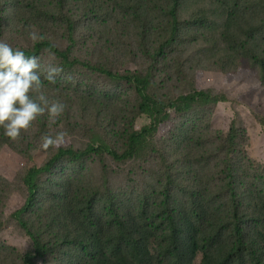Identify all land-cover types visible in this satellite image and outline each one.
<instances>
[{
    "label": "rangeland",
    "instance_id": "obj_1",
    "mask_svg": "<svg viewBox=\"0 0 264 264\" xmlns=\"http://www.w3.org/2000/svg\"><path fill=\"white\" fill-rule=\"evenodd\" d=\"M31 1L0 0V6H5L0 40L13 48L32 50L36 42L29 39V32L34 30L43 40L69 49L70 57L83 64L63 66L56 54L43 49L38 56L42 68L54 65L63 69L55 83L41 75L46 96L49 100L61 101L65 110L55 123L49 124L47 118L43 128L41 120L37 119L27 132L12 140L13 146H0V178L4 188L0 200V264H29L31 259L34 264H58L53 257H25L34 252V244L13 216L29 196L25 182L28 169L43 166L59 149L42 148V136H54L63 131L66 143L60 147L84 149L95 137L88 131L89 127L101 131L107 142L117 148L123 143L121 129L131 119L129 110L136 96L126 81H115L88 66L89 63L108 67L118 74L150 73L153 76L151 92L165 101L181 95L196 96L169 108L170 117L160 124L153 137V152L124 161L108 154L87 155L77 168L66 162L44 173V181L50 176L58 179L61 174L78 172L80 177L88 175L104 196H118L123 201L133 199L159 186L167 159L184 160L189 143L205 141L208 151L203 153L211 159L196 162L194 166L201 173L216 178V183H222L227 176V156L225 150H218L233 123L238 128L235 153L239 165L248 170L247 181L252 180L250 174L264 176L261 71L242 50L231 48L222 37L228 2L234 0H182L179 19L189 20L198 15L206 20V26H186L180 38L161 57H155L154 50L168 35L169 26L161 0H145L151 24L144 28L133 18L132 12H126L120 1L65 0V11L78 22L72 39L66 35L63 21H52ZM51 1L53 5L61 3L44 0ZM245 2H252L251 10L264 23V0L241 1ZM248 41L256 42L259 38L248 39L249 45Z\"/></svg>",
    "mask_w": 264,
    "mask_h": 264
},
{
    "label": "trees",
    "instance_id": "obj_2",
    "mask_svg": "<svg viewBox=\"0 0 264 264\" xmlns=\"http://www.w3.org/2000/svg\"><path fill=\"white\" fill-rule=\"evenodd\" d=\"M59 1L57 5L53 1L31 2L52 21H63L65 33L72 39L78 22L65 11V0ZM117 1L126 12L133 13L142 28L151 24L146 13L148 2ZM161 1L169 26L168 35L154 50L155 57L165 55L186 26H206V20L198 15L179 19L182 0ZM241 1L228 2L222 37L231 48H239L258 65L264 82V23L251 10L252 2ZM4 9L1 5L0 22ZM257 37L259 41L247 44L248 39ZM45 48L56 54L63 66L83 64L70 57L69 49H61L48 40L36 42L32 50H21L26 56L38 57ZM88 66L115 81H126L136 96L129 110L131 119L121 129L120 148L109 144L98 129L88 127L95 137L86 148L59 147L43 166L28 169L25 182L29 196L13 213L34 244V252L25 257H53L58 264H264V176L250 174L252 180L247 181L248 170L239 165L235 153L238 128L234 123L218 150H225L227 156V176L222 183H216V178L194 166L211 159L203 153L208 151L205 141L189 143L184 160L167 159L159 186L133 199L104 196L88 175L80 177L78 172L42 179L44 173L62 163L79 167L84 157L91 154H108L124 161L153 152V137L170 117L169 108L196 96L181 95L165 101L151 92L150 73L118 74L108 67L91 63ZM38 119L45 128L47 115ZM3 133L0 128V146H13ZM3 190L0 178V200ZM29 264H34L32 259Z\"/></svg>",
    "mask_w": 264,
    "mask_h": 264
},
{
    "label": "clouds",
    "instance_id": "obj_3",
    "mask_svg": "<svg viewBox=\"0 0 264 264\" xmlns=\"http://www.w3.org/2000/svg\"><path fill=\"white\" fill-rule=\"evenodd\" d=\"M33 42L44 37L36 31L29 32ZM63 71L48 65L43 67L36 56H26L20 48H13L0 40V128L11 140H17L22 132H27L39 117L47 115L49 124L56 122L65 105L59 100H49L43 91L41 75L50 83ZM66 143V133L41 137L44 149L60 147Z\"/></svg>",
    "mask_w": 264,
    "mask_h": 264
}]
</instances>
